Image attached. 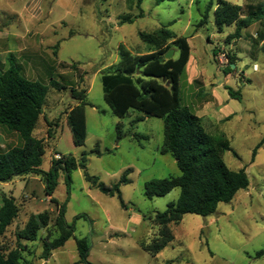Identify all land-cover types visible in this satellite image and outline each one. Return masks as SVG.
Here are the masks:
<instances>
[{
    "label": "rangeland",
    "instance_id": "1",
    "mask_svg": "<svg viewBox=\"0 0 264 264\" xmlns=\"http://www.w3.org/2000/svg\"><path fill=\"white\" fill-rule=\"evenodd\" d=\"M225 1L264 7V0ZM209 3L143 0L138 8L137 0H0V71H6L8 57H14L29 80L48 85L53 77L67 87L88 90L89 105L78 109L70 88L48 91L44 116L35 131L48 146L41 169L48 172L53 158L71 155L82 160L85 153L88 173L99 182L113 186L126 171L131 181L121 186L124 208L117 196H107L87 181L83 169L72 172L70 188L61 172L54 198L66 206L74 237L48 260L41 259L43 243L59 236L58 213L46 196L41 176L0 183V209L4 194L14 197L20 209L14 224L0 237V250L24 248L21 254L31 264H78L76 239L86 238L91 264H264V255L257 257L264 252V142L253 155L264 139V48L255 44L262 27L256 22L243 30L240 39L227 42L236 26L217 31V0L208 22L200 24ZM140 11L143 17L135 18ZM127 15L134 22L121 24ZM162 27L188 38L191 47L180 81L183 106L202 118L208 132L229 139L231 151L225 153L224 161L231 170L245 168L250 187L231 203H221L209 217L188 214L179 225L171 224L174 241L153 256L143 250L158 234L159 227L151 219L176 202L181 190L148 199L145 183L179 176L181 171L176 159L161 153L163 120L138 111L125 119L114 116L104 100L101 75L119 62L120 45L133 54H145L150 49L139 33ZM228 55L235 57L232 65ZM74 65V70L69 68ZM230 90L239 91V96L233 98ZM138 118L143 120L136 122ZM47 120L59 125L53 127V139L47 136ZM5 134L7 130L0 127V139ZM78 139L82 146H77ZM8 141L6 147L0 144V151L22 144L20 137ZM44 212H49L50 223L39 231L37 240L19 241L18 233L29 218Z\"/></svg>",
    "mask_w": 264,
    "mask_h": 264
},
{
    "label": "trees",
    "instance_id": "2",
    "mask_svg": "<svg viewBox=\"0 0 264 264\" xmlns=\"http://www.w3.org/2000/svg\"><path fill=\"white\" fill-rule=\"evenodd\" d=\"M142 2L143 0H137L138 8ZM213 5L214 0H210L201 26L208 22ZM214 15L219 33H222L225 27L236 26L235 33L227 38V42L240 39L243 30L260 22L262 28L258 31L255 44L256 46L262 44L264 48L262 5L248 4L242 7L225 0H217ZM139 17H143V11H140L135 18ZM135 18L132 15L124 16L120 23H133ZM139 36L142 42L149 46V52L133 54L125 45H120L119 62L102 72L101 81L104 100L117 118L125 119L131 111H138L145 117L163 120L164 143L161 153L170 154L176 159L181 171L179 176L153 179L145 183L144 195L148 199L166 196L175 189L181 190L176 202L170 203L165 211L156 212L155 217L151 219L159 227L158 234L143 247V250L156 256L175 239L170 229L171 224L179 225L188 214L201 217L215 214L221 203H231L239 192L249 189L250 178L245 168L235 171L225 163L224 155L231 151L229 139L224 134L208 132L203 126L202 118L189 107L183 106L180 81L191 57L188 38L177 36L166 27L154 32H140ZM173 49L175 55L178 53L177 58L174 55L172 59L167 60L165 55ZM214 55L216 57V51ZM228 56L232 65L235 57ZM8 64L9 68L6 71H0V127L17 132L22 144L4 152L0 151V183L12 181L15 177L41 176L46 196L56 205L58 213L55 224L59 236L53 241L46 240L43 243L41 259L48 260L54 251L64 247L74 237V227L66 220V206L59 204L54 198L61 172L66 175V183L70 188L72 172L78 168L83 169L87 181L103 194L110 197L117 196L122 207L125 208L121 186L131 183L128 178L129 171L124 173L119 183L107 186L88 173L85 153L82 155V160L71 155H62L58 160L53 158L50 170L43 171L41 166L48 148L47 140L37 138L35 131L44 116L48 91L70 88L78 109L80 106L89 105L88 90L67 87L53 77L48 85H44L27 79L23 67L14 62V57H8ZM61 67L66 68L68 65L61 64ZM74 67L75 65L69 66L73 70ZM80 79L83 81L84 77L80 76ZM229 93L233 98L239 96V91L230 90ZM142 120L143 118H138L136 122ZM47 123L49 127L47 136L53 139L56 133L53 127L59 125L52 124L48 120ZM117 131L120 137L122 132L119 126ZM138 137L135 134V138ZM263 142L264 139L255 148L254 156ZM82 145L83 141L78 139L77 146ZM2 201L0 237L4 236L8 228L14 224L20 212L14 197L4 194ZM49 223V212L31 216L25 228L18 233V240L35 242L39 231L47 228ZM76 244L80 258L78 264H91L88 260L90 247L87 239H76ZM22 251L24 248L21 247L9 253L0 250V264H31L24 259ZM263 255L264 252H259L257 257Z\"/></svg>",
    "mask_w": 264,
    "mask_h": 264
},
{
    "label": "crops",
    "instance_id": "3",
    "mask_svg": "<svg viewBox=\"0 0 264 264\" xmlns=\"http://www.w3.org/2000/svg\"><path fill=\"white\" fill-rule=\"evenodd\" d=\"M260 23V22H259ZM190 61V60H189ZM3 128V127H2ZM4 129H6V128H4ZM7 130V134H5L4 136H3V139H0V144H1V147H6V145H10V143H9V139H11V138H19L20 136H19V134L17 133V132H13V131H9L8 129H6ZM9 150V149H8Z\"/></svg>",
    "mask_w": 264,
    "mask_h": 264
},
{
    "label": "water",
    "instance_id": "4",
    "mask_svg": "<svg viewBox=\"0 0 264 264\" xmlns=\"http://www.w3.org/2000/svg\"><path fill=\"white\" fill-rule=\"evenodd\" d=\"M174 55H175V50L173 49V50H170V51L165 55V58H166L167 60H169V59H172V58L174 57Z\"/></svg>",
    "mask_w": 264,
    "mask_h": 264
}]
</instances>
